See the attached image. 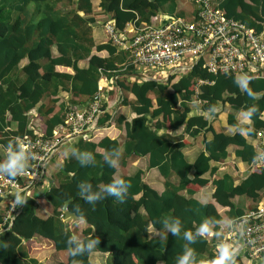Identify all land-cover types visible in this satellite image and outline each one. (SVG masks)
<instances>
[{
  "label": "trees",
  "instance_id": "obj_1",
  "mask_svg": "<svg viewBox=\"0 0 264 264\" xmlns=\"http://www.w3.org/2000/svg\"><path fill=\"white\" fill-rule=\"evenodd\" d=\"M211 2L224 16L254 31H264V0ZM176 4V0H98L94 10L92 0H0L1 146L16 152L17 139L23 136L53 137L54 131L65 126L68 112L85 113L86 105L94 101L89 98L98 94L101 75H115L113 86L120 88L124 96L120 101L128 104L133 114L129 119L119 111L112 114L106 100H96L101 109L97 126L87 138L83 134L62 145L67 154L60 169L45 173L49 180L56 179L41 192L50 206L49 214L41 217L35 213L36 202L27 190L23 196L26 203L20 205L10 225L0 230V264H37L28 255L41 249L38 236L48 238L56 251L66 252L54 264H90L91 250L106 252L110 264H179L186 254L191 264H202L203 258L216 254L212 242L222 238L223 234L218 236L216 231L223 218L233 225L261 201L264 163L251 164L236 182L227 172L215 175V171L216 161L227 155L229 145L234 146L233 153L241 161L251 163L253 159L255 152L248 139L256 129L264 128V70L249 76L248 87L255 99L241 88V76L213 74L200 62L165 80L127 79L122 72L137 70L129 48L115 45L107 34L105 40L97 42L91 36L90 23L100 20L103 24L111 22L129 39V24L134 29L148 23L159 10L182 16ZM21 59L25 61L19 66ZM82 60L84 65L79 64ZM58 90L69 93V103L54 110L56 98L50 95ZM107 92L111 95L113 89ZM126 92L131 94L129 99ZM191 99L197 102L199 112L191 113ZM33 108L41 116L36 130L28 127V111ZM249 110H253L249 119L254 131L242 136L241 130L249 125L238 120L235 113L245 116ZM220 112H225L226 124L236 129L234 133L225 125L216 127ZM113 125L122 128L121 137L110 135ZM177 129L179 134L172 133ZM199 131L203 149L192 162H186L181 148L186 138ZM120 144L122 156L118 155ZM131 154L147 156V166L155 167L164 178L163 189L158 191L144 181L140 168L115 175L118 163ZM172 173L177 176L175 183L167 178ZM120 179L131 185L123 202L105 190L106 185ZM40 180L28 184V189ZM20 183L24 184L22 180ZM208 183L213 186V200L225 206L222 213L212 201L194 196ZM93 194L98 198L89 203L86 198ZM235 195L249 199L250 205L234 200ZM65 199L67 209L82 222L79 238L62 220ZM5 202L0 196V221ZM165 222L178 223L179 234L174 236ZM205 223L212 231L210 238L198 234ZM186 231L191 232V240L185 239ZM92 240L98 242L89 251L86 246ZM78 245H84L85 251L73 255ZM248 262L242 247L235 255V264Z\"/></svg>",
  "mask_w": 264,
  "mask_h": 264
},
{
  "label": "built area",
  "instance_id": "obj_2",
  "mask_svg": "<svg viewBox=\"0 0 264 264\" xmlns=\"http://www.w3.org/2000/svg\"><path fill=\"white\" fill-rule=\"evenodd\" d=\"M193 1L195 5L191 17L171 16L157 24L143 23L134 28L129 39H125L111 22L107 21L103 26L115 45L129 48L136 65L161 69L162 75L158 80H165L169 74L186 72L197 62L213 74L226 72L241 77L243 74L255 76L264 70L263 30L254 31L224 16L211 0ZM146 77H150L149 74ZM93 100L86 105L82 115L68 112L65 126L61 131H54L53 137L36 134L17 139L25 154V169L15 178L0 174V196L6 199L0 221L1 230L10 225L19 210L20 205L15 204L16 194L23 197L29 190L28 184L44 175L45 166L62 139L82 130L88 133L97 126L96 119L101 109L97 99ZM253 138L256 151L251 164L264 163V128L256 129ZM4 162L6 160H0V163ZM237 232L242 237L241 248H245L248 260L264 254V196L232 228L225 231L221 243L233 246L234 242H238ZM217 255L218 251L205 264Z\"/></svg>",
  "mask_w": 264,
  "mask_h": 264
},
{
  "label": "crops",
  "instance_id": "obj_3",
  "mask_svg": "<svg viewBox=\"0 0 264 264\" xmlns=\"http://www.w3.org/2000/svg\"><path fill=\"white\" fill-rule=\"evenodd\" d=\"M92 3H93V9L97 10L98 0H92ZM176 3H177L176 4V10H181L182 16L186 17L184 15V13H188V16L191 17V15L193 13L194 5H195L193 0H176ZM170 14L171 13L166 12L165 10H159L156 12L155 16H153L154 18L152 17V20H150L148 23H155V24L160 23V22L166 20L168 17H171V16H169ZM90 27H91V36L95 42L103 41L106 39V32H105L103 23L100 20H94L93 23L91 22ZM128 28L129 29H128L127 36H129V35L131 36L134 29L130 26V24H129ZM100 54L104 55L105 51H101ZM24 61H25V59H21L19 66L21 64H23ZM79 64L84 65V60H82ZM134 66H136L137 70L132 71V72L143 74V76H129V75H127V73H129V72H126V73L122 72L128 77L127 79H131L132 77L144 78L147 76V72H144L146 67H144L142 65H136L135 63H134ZM59 68H61V67H59ZM237 77H240V76L237 75L236 78ZM114 78H115V75H113L111 78H107V77L101 75L98 78V80H97V86L99 88L98 96L100 99H104L107 101L106 108L108 110H110L112 114L114 111H119L127 119H129L130 117L133 116V114H132L131 109H130L128 104H125L123 102L121 103L120 100L124 96H123L120 88L117 85L115 87L113 86L114 85V80H113ZM107 89H113V93L111 95H109L107 92ZM125 95H126V97H125L126 99H129L131 97L130 93L126 92ZM50 96L51 97L54 96L56 98V100L54 102V110H57L60 104H62L64 106V105H66V103L67 104L69 103L68 101H69L70 95L65 90H58L54 95H50ZM194 102H196L194 99H191L189 101V103L191 105V113L199 112V110L196 108V104H193ZM83 103H85V102L83 101ZM28 113H29V115H28L29 116L28 127L31 128L32 130H36L38 120L41 116L37 113L36 108L31 109V111L29 110ZM237 113L238 112H236L235 114L237 115ZM216 118L218 120L221 119L218 117V115L216 116ZM215 125H222V124L218 122V124H215ZM165 130L170 132L169 129H165ZM159 131H163V130H159ZM179 132H180V130L177 129V130H174L172 133L177 135V134H179ZM88 135L89 134L84 133V136L86 138L88 137ZM110 135L121 137L123 135V130L118 125H116V126L113 125L110 128ZM73 138H68L65 141H63L65 138L62 139V141L58 144L56 150L53 152V154L56 153V156L53 158V162L49 163L50 159L48 160V162H47L48 168H46V166H47V164H46L45 172H44V175L41 177L40 182L37 185L32 184V186L29 188V195L36 202V204L34 206V211L37 215H39L41 217L49 214V212H50L49 204L45 201V199L41 195L42 189L48 187L50 184L56 183V179L49 180L45 176V173L48 172V174H49L51 171L57 170L58 168L60 169L61 162H62L63 158L65 157V155L67 154L66 147H64L62 145H64L66 142L70 141V139H73ZM186 139H188V140L185 141V143L183 144V147L181 148V152L183 154L185 161L190 163V162H192V160L194 159L196 154L203 149V135L199 131L197 134L194 135L193 138H186ZM120 140H122V138ZM248 141L251 143L253 150L255 152L256 151V141L254 140V138H249ZM16 143H17V147H18V150L16 152L11 151L10 148H8V147H4V146L0 145V160H7V158L10 155L15 154V153H21L22 157H23L22 163L26 162L24 152L22 151L18 142H16ZM233 149H234V146H232V145L227 146V155L221 161H216L218 166H217V171H215V173H216L215 175H217V173H220V172H227L228 174L231 175V177L233 178V181L236 182L238 179H240L242 176L245 175L249 166H251V163L250 162L245 163V162L241 161L240 159H238L237 157H235V155L233 153ZM118 155L122 156L121 144H120V148L118 151ZM135 168H140L143 170L142 179L144 181H146L150 186L154 187L158 191L163 189L164 178H163V176L160 175V173H158V171H157V169H155V167H148L147 166V156L146 155H141V156L140 155L139 156L138 155H132V154L129 155L120 164L118 163L117 169L115 171V175H119L122 172L129 173ZM167 178L169 179L170 182H173V183H175L177 181V176L174 173L169 174V176ZM212 189H213L212 184L208 183V184L204 185L203 187H201L199 190H197L194 193V196H195V198H197L200 201H212L218 211H220V209H222V211L225 210V206H221V205L217 204L213 200V198L211 197ZM181 191H184V190H181ZM233 199L240 201V202H243L242 204L246 206L245 198L243 196L235 195V197ZM219 207H221V208H219ZM62 220L64 222H66L67 227L73 231V233H74L73 236L75 238H79L80 237V227H82V222L80 220H78V218H72V217L65 218L64 215L62 216ZM0 224H1V222H0ZM232 227H233V225H230L228 223L227 219L223 218L221 226H220V228L217 229L216 234L218 236L221 234H224L225 233L224 229H226V231H227L229 228H232ZM0 230H1V227H0ZM150 231L153 233L152 229ZM211 234H212V231H210V233H208L207 236L210 238ZM37 239L41 244V249L37 250L33 253H30L28 255V256L34 258L37 261V264H47V263L54 264L55 261L62 260L65 257L66 252L65 251H56L53 248L52 243L48 238L38 236ZM212 243H213L212 248L214 250L213 254H215V253H217L218 245L221 243V240H220V238H217L216 241L212 242ZM241 245H242V237L239 234L238 242H234L233 247L237 251L241 248ZM107 258H108L107 253L103 252V251L91 250L88 254V259H89L90 264H108ZM207 260H208V257L203 258V260L201 261L202 264H205V262ZM248 264H264V254L260 255L259 257L255 258L253 260H249Z\"/></svg>",
  "mask_w": 264,
  "mask_h": 264
},
{
  "label": "clouds",
  "instance_id": "obj_4",
  "mask_svg": "<svg viewBox=\"0 0 264 264\" xmlns=\"http://www.w3.org/2000/svg\"><path fill=\"white\" fill-rule=\"evenodd\" d=\"M251 78L247 74H243L241 80H240V85L242 89H247L249 92V95L252 98H256L255 94L251 91V89L248 87V82ZM253 110H256L255 108ZM249 110L245 116H244V121L249 125L248 128L242 129L241 130V135L242 136H247V133L249 131H254V129L251 127L252 121L249 119V117L252 115V111ZM235 128H232V132H235ZM23 157L21 153H15L10 155L6 162L0 163V174L7 175L9 177L15 178L18 174L24 171L25 165L22 163ZM130 182L125 181L124 179H120L117 181H114L111 184H108L105 186V190L108 192L109 195L115 196L118 201L123 202L124 197L127 194V191L130 187ZM97 195H89L86 199L89 203H93L97 199ZM26 203V200L24 197H22L19 193L16 194L15 196V204L16 205H24ZM165 227L168 228L172 234L178 235L179 234V225L178 223L176 224H171L169 225L167 222H165ZM210 228L208 225L201 224L200 228L198 229V234L201 236H204L205 234L210 233ZM185 239L191 240L192 239V234L189 231H186L184 233ZM97 240H92L87 244V250H91L95 244L97 243ZM85 251V246L84 245H78L77 249L72 251V254L75 255L77 253H83ZM218 255L211 261L208 262V264H235V255H236V249L228 244V243H221L218 245ZM73 264H77V262H73ZM179 264H191L189 260V255H184L181 260L179 261Z\"/></svg>",
  "mask_w": 264,
  "mask_h": 264
},
{
  "label": "rangeland",
  "instance_id": "obj_5",
  "mask_svg": "<svg viewBox=\"0 0 264 264\" xmlns=\"http://www.w3.org/2000/svg\"><path fill=\"white\" fill-rule=\"evenodd\" d=\"M184 15L187 17L188 16V13H184ZM189 17V16H188ZM144 70V69H143ZM144 72H147V74H149V76H150V78H154V79H157L158 80V78H160L161 77V75H162V73H161V69H153V68H145V71ZM164 76V75H163ZM162 80H164L163 78H162ZM193 104H196V102H194ZM236 115V114H235ZM218 117L219 118H221V119H217L216 118V120H215V124H218V122L219 123H221L222 125H225V129L226 130H228L229 132H232V126H230V125H227L226 124V121H225V112H220L219 114H218ZM236 118L238 119V120H240V121H243L244 120V116L240 113V112H238L237 113V115H236ZM216 127H218V125H216ZM56 156V153H54L52 156H51V158H50V162L49 163H52L53 162V158ZM46 168H48V164H47V166H46ZM245 202H246V206H248V205H250V200L249 199H246L245 198ZM219 208H221V207H219ZM220 212L222 213L223 211H222V209H220ZM20 249H23V247L21 246V248ZM108 259H109V257H108ZM108 259H107V263L108 264H110L109 263V261H108ZM47 264H49V263H47Z\"/></svg>",
  "mask_w": 264,
  "mask_h": 264
},
{
  "label": "water",
  "instance_id": "obj_6",
  "mask_svg": "<svg viewBox=\"0 0 264 264\" xmlns=\"http://www.w3.org/2000/svg\"><path fill=\"white\" fill-rule=\"evenodd\" d=\"M127 75H129V76H143V74L133 73V72H129V73H127ZM169 75L167 77H169ZM98 98H99V96H98V94H96V95L92 96L91 98H89V100L98 99ZM86 132H87V130L79 131V132L73 134L72 136H70L69 138H73V137H76V136H81V135H83ZM67 139L68 138H65L63 141H65ZM67 202H68V199H65L63 201L62 206H61V209L63 211L64 217L65 218H68V217L76 218L75 214L67 209V207H66L67 206ZM33 209H34V206H33ZM64 224L66 225V222H64ZM236 253H237V251H236Z\"/></svg>",
  "mask_w": 264,
  "mask_h": 264
}]
</instances>
